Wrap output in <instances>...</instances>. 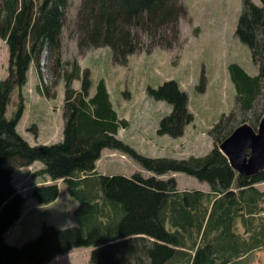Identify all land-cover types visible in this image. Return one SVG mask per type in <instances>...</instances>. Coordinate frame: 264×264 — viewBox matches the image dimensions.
<instances>
[{
    "label": "trees",
    "instance_id": "obj_1",
    "mask_svg": "<svg viewBox=\"0 0 264 264\" xmlns=\"http://www.w3.org/2000/svg\"><path fill=\"white\" fill-rule=\"evenodd\" d=\"M68 1L0 0V40L7 49L6 76L0 80V264H47L76 248L90 249L88 264H249L260 248L264 262V191L256 187L264 182V169L240 175L218 149L237 124L247 122L255 129L264 113V0L259 5L242 0L234 29L250 50L257 74L228 65L234 109L209 129L213 147L207 154L182 159L142 156L116 137L127 123L117 117L104 80L90 93V72L75 59L61 60ZM186 15L180 0H81L68 38L79 53L107 48L112 62L123 65L141 47L142 35L169 48ZM43 56L52 62L55 80L63 82L61 140L30 145L16 126L27 72L31 65L38 69ZM75 80L80 82L77 90ZM146 91L171 106L156 133L181 136L193 119L187 94L174 80ZM13 92L18 102L7 116ZM234 117L238 120L233 122ZM103 149L119 151L153 176L97 173ZM35 162L41 168L32 175L50 182L32 187L29 197L48 205L58 196L56 182L62 181L77 202L76 224L57 228L42 223L36 237L12 246L6 235L25 202L13 186V174ZM178 172L205 182L208 190H179L173 177L157 178Z\"/></svg>",
    "mask_w": 264,
    "mask_h": 264
},
{
    "label": "rangeland",
    "instance_id": "obj_2",
    "mask_svg": "<svg viewBox=\"0 0 264 264\" xmlns=\"http://www.w3.org/2000/svg\"><path fill=\"white\" fill-rule=\"evenodd\" d=\"M180 1L186 6L187 15L179 21L178 34L170 41V47L149 43L147 36L142 35L141 47L123 65L112 62L107 48L79 53L75 41L68 38V28L81 0H69L66 8L61 60L75 59L81 69L90 72V93L94 92L99 79L104 80L117 117L127 123V127L117 129L116 137L146 157L182 159L207 154L213 147L209 129L235 105V89L228 75V65L237 64L249 76L257 74L250 50L234 36L242 0ZM250 1L260 4L259 0ZM6 67L7 49L0 40V80L6 76ZM30 67L31 79L22 88L23 117H20L17 131L30 145L56 143L61 137L63 123V82L58 77L55 80L52 62L44 56L40 58L38 69L33 65ZM167 80H174L187 94L188 109L193 115L192 122L184 127L179 137L156 133L158 122L170 113L171 106L152 99L146 91L147 87L156 88ZM79 86L78 80L73 81L74 89ZM17 102V94L13 92L7 105V116L15 110ZM261 106L259 102L256 109ZM235 120L238 119L234 117L233 122ZM109 151L103 150L97 166L104 175L129 177L139 173L142 177L153 176L130 157L124 155L122 158L119 151ZM40 167L35 162L32 166L16 169L13 174V186L25 202L18 223L9 230V245L20 246L36 237L42 223L57 227L63 221L69 222V218L74 219L77 202L67 194L64 185H60L62 191L58 200L50 206L39 205L29 197L31 188L43 182L40 176L32 175ZM169 177L175 179L179 190H208L205 182L184 173H167L157 178ZM260 184L256 187L264 191V182ZM84 249L76 248V253L56 260L54 264H87L89 254ZM249 264L264 262L261 263L254 252Z\"/></svg>",
    "mask_w": 264,
    "mask_h": 264
},
{
    "label": "water",
    "instance_id": "obj_3",
    "mask_svg": "<svg viewBox=\"0 0 264 264\" xmlns=\"http://www.w3.org/2000/svg\"><path fill=\"white\" fill-rule=\"evenodd\" d=\"M233 171L252 176L264 169V114L256 129L242 123L218 145Z\"/></svg>",
    "mask_w": 264,
    "mask_h": 264
},
{
    "label": "crops",
    "instance_id": "obj_4",
    "mask_svg": "<svg viewBox=\"0 0 264 264\" xmlns=\"http://www.w3.org/2000/svg\"><path fill=\"white\" fill-rule=\"evenodd\" d=\"M189 13H190V11H188ZM30 69H31V67L29 68V70H28V72H27V82H26V84H25V87H26V85L29 83V81H30V79H31V75H32V72L30 73L29 71H30ZM22 117H23V115H22ZM21 117V118H22ZM20 120V119H19ZM19 122V121H18ZM16 129L18 130V123H17V126H16ZM61 140V137H60V139L58 140V141H60ZM31 145H33V144H31ZM103 150H106V149H103ZM103 150L101 151V153L103 152ZM109 152H112V150L111 151H109ZM101 155V154H100ZM122 158L123 157H125L124 155H120ZM100 159V158H99ZM97 160L96 161V163H95V171L97 172V173H99V174H102V175H104L102 172H100L99 170H98V163L100 162V160ZM34 164V163H33ZM32 164V165H33ZM40 164V163H39ZM31 165V166H32ZM40 166H41V164H40ZM41 168V167H40ZM123 176V175H122ZM40 178H41V181H43V182H41V183H38V184H43V183H48V182H50L49 181V178L48 177H41L40 176ZM57 183V185H58V191H59V196H60V194H61V191H62V189L60 188V185H64L63 183H62V181H57L56 182ZM38 184H35V185H38ZM259 185H261V184H259ZM64 188H65V185H64ZM205 191V190H204ZM261 191H263V190H261ZM59 196H58V198H59ZM58 198L55 200V201H53L52 203H50V204H48V205H45V206H50V205H52V204H54L57 200H58ZM22 213V212H21ZM20 219V218H19ZM19 219L15 222V225L14 226H16V224L18 223V221H19ZM75 224H76V221H75V219H71V218H69V222H65V221H63L61 224H59V226H57V228H65V227H71V226H75ZM13 226V227H14ZM9 233V232H8ZM8 233H7V235H6V242L8 243ZM74 250H76V249H74ZM74 250H72L71 252H69L68 254H66V255H63V256H60V257H57V258H54L53 260H51L49 263H47V264H54V262H56V260H59V259H62V258H64V257H66V256H69V255H71L72 253H76ZM89 251H90V249H84V252L85 253H89ZM255 254H256V256L259 258V261L262 263L263 262V249H258V250H256L255 251ZM88 264V263H87Z\"/></svg>",
    "mask_w": 264,
    "mask_h": 264
}]
</instances>
